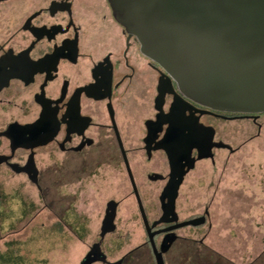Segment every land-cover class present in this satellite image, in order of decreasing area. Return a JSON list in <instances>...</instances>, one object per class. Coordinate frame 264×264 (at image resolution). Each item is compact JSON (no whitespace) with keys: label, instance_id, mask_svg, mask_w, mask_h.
<instances>
[{"label":"flooded vegetation","instance_id":"flooded-vegetation-1","mask_svg":"<svg viewBox=\"0 0 264 264\" xmlns=\"http://www.w3.org/2000/svg\"><path fill=\"white\" fill-rule=\"evenodd\" d=\"M263 132L264 111L180 93L107 0H0V184L27 185L37 199L18 232L44 212L77 236L74 216L86 218L97 236L81 241L79 264L89 250L91 264H157L156 254L162 264H264V234L243 263L207 240L226 164ZM189 220L198 222L179 225ZM110 233L131 243L115 259L102 245Z\"/></svg>","mask_w":264,"mask_h":264},{"label":"water","instance_id":"water-1","mask_svg":"<svg viewBox=\"0 0 264 264\" xmlns=\"http://www.w3.org/2000/svg\"><path fill=\"white\" fill-rule=\"evenodd\" d=\"M107 2L123 30L137 37L141 51L185 97L221 111H264V0ZM181 166L166 188L177 186ZM95 251L89 250L81 264L97 260L90 256ZM156 258L162 264L160 254Z\"/></svg>","mask_w":264,"mask_h":264},{"label":"rangeland","instance_id":"rangeland-1","mask_svg":"<svg viewBox=\"0 0 264 264\" xmlns=\"http://www.w3.org/2000/svg\"><path fill=\"white\" fill-rule=\"evenodd\" d=\"M231 158L234 162L226 164L217 197L221 201L216 210L220 224L207 240H211L209 244L222 256L243 263L257 257L263 245L264 132L256 140L245 143ZM202 189L197 188L195 193ZM30 193V188L21 183L0 184V264H79L85 250L81 241L97 236L87 231L84 226L87 220L81 214L74 216L77 236L59 231L55 221L44 212L25 230L16 231L22 216L24 220L32 218L37 208V199L29 198ZM130 244L110 233L102 245L107 257L115 259Z\"/></svg>","mask_w":264,"mask_h":264}]
</instances>
